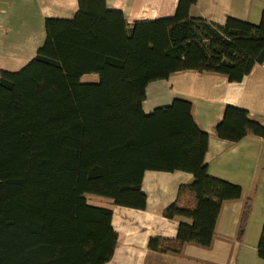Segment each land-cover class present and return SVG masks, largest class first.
I'll list each match as a JSON object with an SVG mask.
<instances>
[{
    "label": "trees",
    "instance_id": "trees-1",
    "mask_svg": "<svg viewBox=\"0 0 264 264\" xmlns=\"http://www.w3.org/2000/svg\"><path fill=\"white\" fill-rule=\"evenodd\" d=\"M196 0L174 15L129 23L106 0H78L71 18L48 17L46 39L18 71L0 70V264H104L118 244L113 210L87 194L145 209L147 170L185 171L167 218H183L173 239L151 237V250L211 245L222 204L240 185L209 173V133L184 98L146 112L149 83L183 70L240 82L264 62V10L258 23L192 17ZM97 74V81L83 76ZM237 142L264 137V124L228 105L214 127ZM252 212L246 202L238 240ZM189 220V221H188ZM264 259V226L257 246Z\"/></svg>",
    "mask_w": 264,
    "mask_h": 264
},
{
    "label": "crops",
    "instance_id": "crops-1",
    "mask_svg": "<svg viewBox=\"0 0 264 264\" xmlns=\"http://www.w3.org/2000/svg\"><path fill=\"white\" fill-rule=\"evenodd\" d=\"M106 3L109 8L122 10L129 23H135L174 15L179 0ZM78 8V0H0V70L22 69L45 42L46 18H71ZM263 10L264 0H196L190 15L216 24H224L229 17L258 23ZM175 98L192 102L195 121L209 133L205 157L209 173L240 185L242 196L222 204L211 245L186 243L181 252H160L151 250L149 241L151 237L175 238L180 221L187 220L167 218L162 212L176 201L180 186L192 183L191 173L147 170L142 184L147 195L145 209L116 205L110 198L87 194L89 203L113 210L112 225L119 238L111 259L104 264H264L257 249L264 226V137L249 135L231 142L219 138L214 130L228 105L247 110L252 120L264 124V62L256 64L240 82L217 73L176 72L149 83L143 108L150 112ZM249 199L252 212L243 238L238 240Z\"/></svg>",
    "mask_w": 264,
    "mask_h": 264
},
{
    "label": "rangeland",
    "instance_id": "rangeland-1",
    "mask_svg": "<svg viewBox=\"0 0 264 264\" xmlns=\"http://www.w3.org/2000/svg\"><path fill=\"white\" fill-rule=\"evenodd\" d=\"M97 80H98V75L97 74H90L89 77H86L84 79V81H97ZM93 195H95V194H89V196H93ZM101 197H103V196H101ZM103 198H107V197H103Z\"/></svg>",
    "mask_w": 264,
    "mask_h": 264
}]
</instances>
